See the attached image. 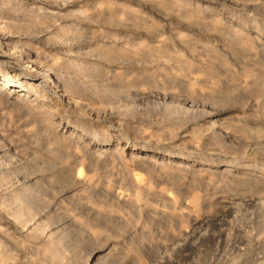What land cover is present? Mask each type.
Wrapping results in <instances>:
<instances>
[{"label": "rangeland", "instance_id": "obj_1", "mask_svg": "<svg viewBox=\"0 0 264 264\" xmlns=\"http://www.w3.org/2000/svg\"><path fill=\"white\" fill-rule=\"evenodd\" d=\"M0 52V264H264V0H0Z\"/></svg>", "mask_w": 264, "mask_h": 264}, {"label": "bare ground", "instance_id": "obj_2", "mask_svg": "<svg viewBox=\"0 0 264 264\" xmlns=\"http://www.w3.org/2000/svg\"><path fill=\"white\" fill-rule=\"evenodd\" d=\"M29 53V52H28ZM30 54V53H29ZM32 54V53H31ZM28 55V54H27ZM26 57H28V56H26ZM28 59V58H27ZM29 59H30V57H29ZM24 60V61H17V62H13L12 60H11V56H9L8 54H6V53H4V52H0V61L1 62H3V63H5V64H7V65H11V67H13V68H11L10 69V73H12V74H6V75H3V76H0V86L1 87H9L10 89L7 91V93L9 94L10 92H12L13 94H17L16 92H26V91H28L27 90V88H25L22 84H20V82H15V80L12 78V76L11 75H13V74H20V75H22V77H25L27 74H31V69H32V64L30 63V61L31 60ZM27 73V74H26ZM29 77V76H28ZM35 78L34 79H32V80H30V78H29V84L30 85H34V86H36V85H38V83H37V81L38 82H40L41 80H43L44 81V77H42V76H40V77H38V76H34ZM50 78V77H49ZM25 79V78H24ZM41 79V80H40ZM51 79V78H50ZM23 81V80H22ZM51 81L53 82V79H51ZM27 83V84H28ZM27 87V86H26ZM11 88H14V89H11ZM29 88V87H28ZM31 89V88H30ZM36 89V88H35ZM264 202V201H263ZM255 203V202H254ZM260 205V204H259ZM262 205V204H261ZM263 206V205H262ZM260 208H261V206H259ZM259 210V209H258ZM263 210H264V208H263ZM261 211V210H260ZM259 211V212H260ZM263 214H264V212H263ZM259 215V214H258ZM260 242V241H259ZM258 242V243H259ZM259 244H262L263 245V243H259Z\"/></svg>", "mask_w": 264, "mask_h": 264}]
</instances>
